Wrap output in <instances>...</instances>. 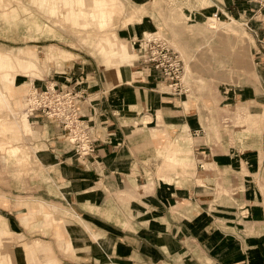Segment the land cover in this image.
<instances>
[{
	"label": "crops",
	"instance_id": "0c3cea01",
	"mask_svg": "<svg viewBox=\"0 0 264 264\" xmlns=\"http://www.w3.org/2000/svg\"><path fill=\"white\" fill-rule=\"evenodd\" d=\"M98 1L108 5H89L87 0H30V4H16L11 9L17 12L15 26L20 24L28 38L26 28H53L47 36L54 37L58 28L82 30L83 35L71 34L93 47L106 67L88 68L83 63L75 67L73 62L65 71H54L32 85L71 86L80 95V115L95 139L94 153L79 158L61 127L45 118H30L36 134L34 152L45 172V177L33 176L45 180L65 208L57 214L62 224L54 222L58 227L52 232L49 222L41 229L43 233H37L54 236L34 239L46 242L59 264H264V148L260 137H247L252 135L251 129L258 131L259 124H264L259 115L264 113L260 95L264 94V47L259 43L264 39L260 22L264 7L258 0H206L207 5L199 6L201 18L222 15L247 22L243 26L254 42L251 59L258 79L246 86V92L230 89L229 95H214L216 99L191 100L170 95L160 74L139 62L136 53L126 60L120 58L122 46L127 52L126 43L119 41L124 30L116 28L115 35L101 39L99 33L86 30L109 27L114 18L123 13L126 19L137 8L125 14L122 0ZM29 5L43 17L34 14ZM100 10L106 24L91 21L95 20L92 16L86 20L88 13L99 14ZM25 12L32 14L26 16ZM132 27V34L138 37L135 41L139 39L136 29L145 28ZM106 39L111 41L112 53L99 48ZM49 47L52 60L72 56L52 44ZM235 55L241 58L242 54ZM117 62L118 69L113 67ZM237 97L240 106L217 104L227 98L237 103ZM237 109L247 114L237 119L232 115ZM184 135L191 139L189 147L176 141V151L168 158L184 162L175 155L187 153L192 180L176 185L153 176L156 149L167 140L184 139ZM8 214L4 218L10 231L27 235L20 221L22 214ZM16 248L18 245L13 249L15 264H26L24 254L21 258Z\"/></svg>",
	"mask_w": 264,
	"mask_h": 264
},
{
	"label": "rangeland",
	"instance_id": "374dc122",
	"mask_svg": "<svg viewBox=\"0 0 264 264\" xmlns=\"http://www.w3.org/2000/svg\"><path fill=\"white\" fill-rule=\"evenodd\" d=\"M122 2L126 7L125 14L137 8L131 11L126 19L122 18L123 13L119 15L121 19L114 18L109 27L99 29L86 27V30L92 34L99 33L100 39L108 34H114L116 28L124 30L125 33H119L123 40L118 39L125 42L127 46L124 57H120L124 60L136 53L132 43L133 39L138 37L132 34L135 30L132 26L140 25L145 28L142 31L141 28L136 29L139 38L156 33L167 40L170 48L183 61L182 84L186 91L181 95L191 100L194 98L201 100L204 96L216 99L214 95L217 94L219 97L223 92L229 95L230 89L237 93L242 90L246 92L249 89L246 86L253 85L254 80L257 81L258 72L251 59V48L254 42L244 28L241 19L226 18L222 15H219V18L214 16L201 18L199 6L207 5L206 0H122ZM22 3L30 4V0H0V95L7 103V106H0V124L3 123L5 127V130L0 129V264H15L13 249L16 245H18L16 249L21 258L24 254L26 264H59L58 259L56 261L52 253V248L46 242L34 239L38 237L48 240L54 236L53 233L44 234L43 236L46 237L39 234L43 233L41 229L43 226H48L49 222L53 223L52 232L55 227H58L57 224L54 225V222L58 221L59 225L62 224L64 221L57 217V214L65 208L59 203L54 189L45 180L33 176V173H37L45 177V172L39 166L34 152L37 147L34 143L36 134H33L35 127L33 124H31L33 130L30 127L31 116L25 108L27 103L25 97L30 93L29 89H32L30 91L35 90L36 87L32 85L38 84L39 79H46V76L54 71L63 72L66 70V65L73 62H75V67H81L82 63L88 68L99 66L103 69L106 67L93 47L82 43L71 34L83 35L80 29H69L68 32L58 28V34L54 37L47 36V32L54 30L53 28L37 29V31L34 28H26V34L29 33L28 35L31 36L28 38L23 33L20 24L15 26L17 12L11 11L16 4L22 5ZM74 3L73 1V7ZM30 8L40 19L43 17L33 6ZM24 14L30 16L32 12ZM154 24L157 26L156 29ZM34 30L36 32H33ZM127 31L130 33L127 34ZM131 35L134 38H131ZM230 37L233 38L231 44ZM49 44L67 50L72 56L52 60L50 56L52 50ZM17 47L28 49L20 50ZM235 52H241V58H237ZM238 60H241V64H237ZM113 67L118 69V62ZM251 72L254 73L251 74ZM3 73H9L10 76ZM6 84L11 85L9 86L10 89L12 88L10 95ZM168 93L175 95L169 89ZM260 95L264 97V94ZM239 98L237 97V101ZM228 102H233L235 106L241 105L239 101L235 103L230 98L217 104L222 105ZM236 111L232 115H235L237 119L247 114L243 112V109ZM259 115L262 116L260 120L264 122V113ZM18 123L22 125L19 126ZM259 126L258 131L251 129L249 133L252 135L247 137H260L259 141L264 148V124L261 123ZM171 135L174 134L171 133ZM184 137V139L167 140L156 149L157 154L153 158V176L176 185H183L186 181L192 180L193 168L187 153L184 156L178 155L181 152L175 155L178 158L183 157L184 162L175 161L174 156L168 158V154L169 156L174 155L173 152L176 151L175 144H173L176 141L186 142L189 147L191 139L185 135ZM13 146L17 147L15 153L10 150ZM34 205L37 207L36 210ZM8 211H12V214L16 216L22 214L20 221L25 225L27 235L10 231L4 218L10 215ZM54 212L57 213L54 214ZM55 234L59 236L61 233L57 230ZM60 251L63 252V250Z\"/></svg>",
	"mask_w": 264,
	"mask_h": 264
},
{
	"label": "built area",
	"instance_id": "2783aa9c",
	"mask_svg": "<svg viewBox=\"0 0 264 264\" xmlns=\"http://www.w3.org/2000/svg\"><path fill=\"white\" fill-rule=\"evenodd\" d=\"M258 3L264 7V0H258ZM260 22L264 25V15ZM243 24L247 25V22ZM259 43L264 47V39ZM132 46L137 60L157 71L170 92L181 95L186 91L182 84L183 61L167 40L150 33L133 41ZM79 98L80 95L69 85L49 84L27 94L25 108L30 109L31 117L45 118L61 127L77 157L84 158L94 153L95 139L80 115Z\"/></svg>",
	"mask_w": 264,
	"mask_h": 264
},
{
	"label": "bare ground",
	"instance_id": "6f19581e",
	"mask_svg": "<svg viewBox=\"0 0 264 264\" xmlns=\"http://www.w3.org/2000/svg\"><path fill=\"white\" fill-rule=\"evenodd\" d=\"M84 3H85V1H84ZM87 4H100V5H108L107 3H102L101 1H98V0H87V2H86ZM86 5V4H85ZM84 5V6H85ZM89 5H87V6H89ZM92 6V5H91ZM107 10V9H106ZM101 11V10H100ZM109 13L111 12L110 10H107ZM99 14H91V13H88L87 15H88V17L86 18V20H91V18L93 17V18H95V20H91V21H97L98 20V23L100 24V25H104V24H106L107 23V18H106V16H105V14H104V12H98ZM92 16V17H91ZM103 43H104V45H99V48L100 49H102L106 54L107 53H112L111 52V41H110V39H106V40H104L103 41ZM122 51H123V53H122V55L124 56L125 55V53H124V47L122 46ZM0 61H1V59H0ZM0 64H1V62H0ZM52 84V83H51ZM49 85V84H48ZM9 86H11V85H7L6 84V88H7V90L9 91V95H10V90L12 89H10L9 88ZM30 90H32V89H29V94H33L34 93V91H30ZM3 105H6L7 106V103H6V100H5V98L3 97V96H1L0 95V106H3ZM27 112H29V114L31 115V113H30V109H28L27 110ZM18 125L19 126H21L22 124L20 123H18ZM0 129H2V130H5V127L3 126V123H1L0 124ZM28 130H30L29 128H28ZM30 131H32V130H30ZM11 152L12 153H15V152H17V147H12L11 149Z\"/></svg>",
	"mask_w": 264,
	"mask_h": 264
}]
</instances>
